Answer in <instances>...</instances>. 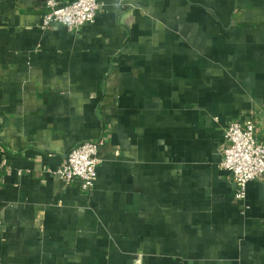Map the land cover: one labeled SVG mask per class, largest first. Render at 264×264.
<instances>
[{"label": "crops", "instance_id": "0c3cea01", "mask_svg": "<svg viewBox=\"0 0 264 264\" xmlns=\"http://www.w3.org/2000/svg\"><path fill=\"white\" fill-rule=\"evenodd\" d=\"M98 1L0 0V264H264V179L243 206L220 167L231 122L264 144V0ZM82 142L88 192L55 175Z\"/></svg>", "mask_w": 264, "mask_h": 264}, {"label": "built area", "instance_id": "2783aa9c", "mask_svg": "<svg viewBox=\"0 0 264 264\" xmlns=\"http://www.w3.org/2000/svg\"><path fill=\"white\" fill-rule=\"evenodd\" d=\"M46 13L42 27L48 29L54 24L62 25L70 31H77L88 23H93L101 8L98 0H44ZM254 120L231 122L225 131L222 145V170L231 174L236 184L235 201H246L249 183L264 179V144L256 136ZM101 143L82 142L67 154L55 175L68 186L78 184L83 191L95 187L97 168L101 163L98 153Z\"/></svg>", "mask_w": 264, "mask_h": 264}]
</instances>
